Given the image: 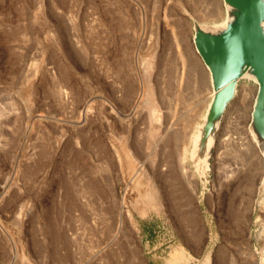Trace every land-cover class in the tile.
<instances>
[{
	"label": "rangeland",
	"instance_id": "obj_1",
	"mask_svg": "<svg viewBox=\"0 0 264 264\" xmlns=\"http://www.w3.org/2000/svg\"><path fill=\"white\" fill-rule=\"evenodd\" d=\"M192 19L222 22V1L0 0V264H163L173 195L203 236L195 258L209 244L212 264H258L264 161L239 140L256 85L239 83L202 189L190 149L212 92Z\"/></svg>",
	"mask_w": 264,
	"mask_h": 264
},
{
	"label": "water",
	"instance_id": "obj_2",
	"mask_svg": "<svg viewBox=\"0 0 264 264\" xmlns=\"http://www.w3.org/2000/svg\"><path fill=\"white\" fill-rule=\"evenodd\" d=\"M221 1L222 22L206 25L192 19V44L207 68L212 92L199 131L194 155L197 163L207 153L212 154L215 136L241 81L251 82L257 88L247 129L264 158V0ZM211 154L206 158L209 167L205 172L197 170L196 158L190 156L202 189L207 183ZM253 213L256 242L253 250L257 263L264 264V173L257 186ZM165 264H212V254L209 250L197 259L179 247Z\"/></svg>",
	"mask_w": 264,
	"mask_h": 264
},
{
	"label": "crops",
	"instance_id": "obj_3",
	"mask_svg": "<svg viewBox=\"0 0 264 264\" xmlns=\"http://www.w3.org/2000/svg\"><path fill=\"white\" fill-rule=\"evenodd\" d=\"M163 179H164V183H166V178L163 177ZM234 197H235V194L229 196L230 200H229V202H228V204L226 206V212L229 214L231 220H235V221H233L232 225H237L238 224L237 222H239V221L247 224L248 220L245 217L246 211L244 212V207L243 206L241 207V206L238 205L237 206V212H236V210H234V206H233ZM171 198L173 199L174 205H177V207L175 206L176 207L175 209H177L176 210L177 215H176L175 219H176V223L179 225V230H181V234L179 235L180 237L178 238V240H176V241L174 240V243H172L170 245L169 249H171V248L172 249L169 252V254L166 257V259H164V263L163 264H165L166 260L169 259V257L174 255V253L177 251V248H179V247H183L193 257H198L196 255V252L200 248V243H201V241L203 239V236L201 237V233L198 236V239L193 237V236L189 237V235H187V233H186L187 227L184 226V225L185 224L187 225V224H190V223L193 222V219H194L193 218V214L191 215V213H189L187 210L186 211L182 210V206H181V203H180V200H181L180 196L179 197L178 196L174 197V195H173L172 197L167 198V200H170ZM186 200H187V198H186ZM189 214H190V216H189ZM145 228H146V240H147L148 238L152 237L153 234L155 233V231H154V222L149 223V224L147 223ZM230 235H231V238H234V237L235 238H239L237 236H240L241 237L240 241H242V238L244 237V236H242L243 233L238 232V231H234V230L231 231ZM146 246L149 247V242L148 241H146ZM146 249L147 248L145 247V250ZM207 250L208 251L210 250V245L209 244L207 246ZM217 256H219V257L221 256V252L220 251L217 252ZM175 260H177V259H175Z\"/></svg>",
	"mask_w": 264,
	"mask_h": 264
},
{
	"label": "bare ground",
	"instance_id": "obj_4",
	"mask_svg": "<svg viewBox=\"0 0 264 264\" xmlns=\"http://www.w3.org/2000/svg\"><path fill=\"white\" fill-rule=\"evenodd\" d=\"M184 68V66L182 65V69ZM206 68V67H205ZM207 69V68H206ZM209 74V73H208ZM181 78H182V72H181ZM210 81V80H209ZM186 90V89H185ZM256 91H257V88H256ZM196 92H198V86H197V84L196 83H194L193 84V87H192V95L194 96V94H196ZM180 93H181V97L182 98H185V97H187V98H189L190 97V95H188L186 92L184 93V91H182V90H180ZM212 95V94H211ZM205 114V113H204ZM203 118H204V115H203ZM202 118V119H203ZM203 121V120H202ZM202 121H201V123L196 127V130H195V134H194V136H192V141H191V149H190V156L192 157V158H196L194 155H195V152H196V150H197V142H198V138H199V131H200V129H201V126H202ZM222 123V122H221ZM221 125V124H220ZM190 126V125H189ZM194 127V128H195ZM172 128V127H171ZM190 128H191V126H190ZM219 128H220V126H219ZM165 129V128H164ZM162 132H164L165 133V131H162ZM248 132H249V130H248ZM166 134V133H165ZM249 134H250V140H249V138H246L245 136V138H239V140H240V145L241 146H244L245 144H247V142L249 141V143L250 144H252V143H254L255 144V146H256V148H257V150H258V152H259V149H258V147H257V144L255 143V140H254V138L252 137V135H251V133L249 132ZM164 135V134H163ZM216 136H217V134H216ZM216 136H215V142H216ZM176 137V136H175ZM176 139H179V138H173L172 140H176ZM170 140V139H169ZM191 140V139H190ZM214 142V145L216 144ZM211 143H212V141L211 140H209L208 141V147H210L211 146ZM167 144V143H166ZM214 145H213V148H214ZM211 153H207L206 154V156H205V158H204V160H202V162H198L197 163V158L195 159L196 160V167H197V170H201V172H205L207 169H208V160L206 159L209 155H210ZM259 154H260V152H259ZM212 155V154H211ZM261 155V154H260ZM261 157H262V159H263V161H264V158H263V156L261 155ZM183 158V157H182ZM264 173V172H263ZM163 177H164V175H163ZM188 185H189V183H188ZM187 189V188H186ZM189 190H190V188H189Z\"/></svg>",
	"mask_w": 264,
	"mask_h": 264
}]
</instances>
